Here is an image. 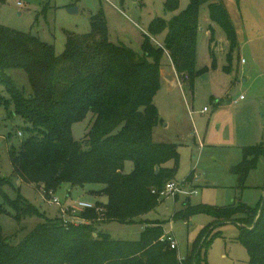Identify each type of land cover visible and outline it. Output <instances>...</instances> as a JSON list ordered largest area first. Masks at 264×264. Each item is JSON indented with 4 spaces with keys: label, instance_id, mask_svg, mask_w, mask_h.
I'll return each instance as SVG.
<instances>
[{
    "label": "trees",
    "instance_id": "1",
    "mask_svg": "<svg viewBox=\"0 0 264 264\" xmlns=\"http://www.w3.org/2000/svg\"><path fill=\"white\" fill-rule=\"evenodd\" d=\"M4 2L0 0V6ZM179 4L180 0H165L164 11H177ZM204 4L211 22L226 34L230 62L239 40L222 0H189L171 18H153L141 53L110 40L103 11L91 16L88 33L66 30L61 54L37 35L0 23V86L8 93L0 90V108L4 106L10 117L18 116L26 123L19 148L10 151L13 178L0 177V214L19 222L33 216L43 219L18 243L4 234L0 224V264H209L208 251L221 236L214 229L228 222L240 225L238 240L248 252L249 264H264V197L255 207L242 199L219 207L183 203L173 220L197 213L214 220L182 259L177 248H171L165 221L160 219L144 220L145 227L135 241L114 239L94 224L97 220L135 223L158 207L159 192L176 178L178 144L155 140V129L163 119L154 99L162 87L164 56L181 79L192 82L204 72L196 68ZM162 33L163 45L154 43L152 37ZM11 69L26 72L30 92L14 83L8 73ZM88 115L92 124L78 141L73 125ZM126 161L134 164L129 173L124 171ZM263 161L264 143L243 148L242 161L231 169L241 190L250 170ZM193 177L191 172L185 181ZM14 178L42 187L48 194L58 192L63 184L71 190L101 184L91 194L105 196L106 201L81 212L90 223L65 224L61 216L50 217L28 202L19 186H14ZM8 186L17 192L16 197L5 190Z\"/></svg>",
    "mask_w": 264,
    "mask_h": 264
},
{
    "label": "rangeland",
    "instance_id": "2",
    "mask_svg": "<svg viewBox=\"0 0 264 264\" xmlns=\"http://www.w3.org/2000/svg\"><path fill=\"white\" fill-rule=\"evenodd\" d=\"M235 26L239 46L229 62L224 30L211 22L208 5L200 10V30L197 44V70L204 72L192 82L178 77L170 60H162V87L155 96L163 122L155 129V140L178 144L180 162L173 181L182 182L193 172L192 182L197 194L186 192L176 198L159 199L158 207L132 224L117 221H95L98 231L109 233L117 240L135 241L140 238L146 219L165 221L166 234H171L178 244L179 258L191 250L201 231L214 217L197 213L188 218L173 220L175 211L183 203L225 206L234 199H242L250 206H257L263 196L264 167L260 162L250 170L245 189L239 188L232 167L243 159V148L264 143V0H222ZM165 0H5L0 6V23L31 32L43 41L53 44L57 54L66 45V30L77 34L88 33L91 16L101 11L110 27V40L122 43L134 51L142 52L144 35L155 17L171 18L184 10L189 0H180L177 11L166 13ZM20 3V5H19ZM74 6L79 12L71 14ZM212 26V29L210 27ZM213 31V34H212ZM165 33L152 37L154 43L163 45ZM211 40H213L211 42ZM216 60V64H214ZM19 88L31 91L27 74L21 69L8 71ZM4 95L7 91L0 86ZM243 96V98H241ZM11 108L13 103H11ZM92 124V116L73 125V136L82 141ZM26 123L18 116H9L7 109L0 108V177L13 178L10 161L12 148L18 149L23 136L19 132ZM173 163H169L172 165ZM264 164V161H263ZM132 161H126L124 171L133 170ZM20 194L50 217H59L60 207L43 200L42 187L27 184L17 178ZM101 184L74 188L69 195V185L63 184L56 192L63 203L88 201L105 202V196L92 195ZM12 197L17 192L8 186L5 189ZM69 191V192H70ZM180 195V196H179ZM77 220V219H74ZM43 219L37 216L17 221L9 214H0L4 234L18 243ZM90 223V221H88ZM240 225L228 222L217 226L216 237L208 251L209 264H249L246 248L239 242ZM96 236V233H95Z\"/></svg>",
    "mask_w": 264,
    "mask_h": 264
},
{
    "label": "built area",
    "instance_id": "3",
    "mask_svg": "<svg viewBox=\"0 0 264 264\" xmlns=\"http://www.w3.org/2000/svg\"><path fill=\"white\" fill-rule=\"evenodd\" d=\"M20 5V3H19ZM243 98V96H241ZM19 135L22 136V132H19ZM195 179L193 177V180L191 182H186L183 180L182 182L178 181H170L166 184L165 188L159 192V199L163 198H169L171 197L176 198L178 194L182 193H188L190 195L197 194V190L192 186V182H194ZM42 197L45 202H47L50 205L57 204L60 207V215L64 221L65 224H86L88 223V220L82 218L80 216L81 212L86 209H92L96 207L95 203L88 202V201H78L75 203L67 204L65 202H61L59 197L56 196L54 192H50L49 194L42 188ZM156 190H154V193ZM77 219V220H74ZM167 238L169 239L171 243V248H178V244L175 240V238L171 234H167Z\"/></svg>",
    "mask_w": 264,
    "mask_h": 264
},
{
    "label": "water",
    "instance_id": "4",
    "mask_svg": "<svg viewBox=\"0 0 264 264\" xmlns=\"http://www.w3.org/2000/svg\"><path fill=\"white\" fill-rule=\"evenodd\" d=\"M68 11H69V13H71V14H75V13H78L79 12V8L78 7H74V6H71V7H69L68 8ZM158 169H159V167H156V172H158ZM264 190V189H263ZM262 197H264V191H263V196ZM261 212V209H260V211H259V213ZM258 217H259V215H258ZM257 217V218H258ZM257 221V219L255 220V222ZM254 222V223H255Z\"/></svg>",
    "mask_w": 264,
    "mask_h": 264
},
{
    "label": "crops",
    "instance_id": "5",
    "mask_svg": "<svg viewBox=\"0 0 264 264\" xmlns=\"http://www.w3.org/2000/svg\"><path fill=\"white\" fill-rule=\"evenodd\" d=\"M110 34H111V31H110ZM227 44H228V41H227ZM229 46V45H228ZM171 66L173 67V65L171 64ZM174 68V67H173ZM175 70V69H174ZM161 74H162V71H161ZM262 163V165H263V167H264V164H263V162H261ZM194 186H196V183L194 184ZM197 187V186H196ZM263 189H264V187H263ZM71 189H69V190H67V192H69ZM180 196V195H179Z\"/></svg>",
    "mask_w": 264,
    "mask_h": 264
}]
</instances>
